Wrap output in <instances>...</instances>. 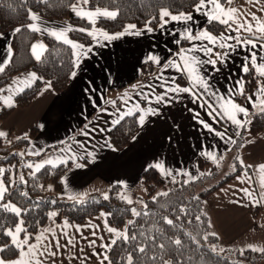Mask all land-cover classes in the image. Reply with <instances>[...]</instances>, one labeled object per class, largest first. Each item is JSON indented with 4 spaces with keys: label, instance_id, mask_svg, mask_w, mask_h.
I'll use <instances>...</instances> for the list:
<instances>
[{
    "label": "crops",
    "instance_id": "0c3cea01",
    "mask_svg": "<svg viewBox=\"0 0 264 264\" xmlns=\"http://www.w3.org/2000/svg\"><path fill=\"white\" fill-rule=\"evenodd\" d=\"M220 3L225 9L232 7L239 10L236 14L238 23L247 21L255 29L257 21L252 19L250 13L264 22V11H261L264 0L260 3H256V0L251 3L249 0H233L231 5ZM210 7L196 11L195 6L192 11L183 12L192 15L190 21H169L163 28L159 24L150 26L152 31L136 27L132 31H140V35L129 32L114 40H105L100 36L102 29H91L90 32L96 33V38L91 36L89 42L73 37L72 30L67 31L65 35L68 40L84 45L83 49H75L68 44L75 57V76H71L68 87L58 91L46 83L29 105L18 106L6 118H0V131L10 133L13 138L29 137V142L23 147L29 158L40 160L46 156L43 165H68L60 181L61 195L70 201H84L83 196L88 194L104 197L105 192L109 195L114 185L130 191L139 189L145 193L142 178L145 171L152 167L164 181L179 177L194 180L208 172L213 165L223 166L222 170L229 171L227 175L242 168L206 197L203 210L221 242L242 249L234 246L246 237L247 242H243L248 243V246L245 249H260L264 246V235L260 236L264 230V201L259 204L254 201L261 200V193L264 192L261 186L264 172L257 167L264 164V129L252 135L248 131V124L238 128L228 119L220 106L224 102L217 97L231 99L245 107L249 116L237 114L241 120H249L253 114L261 112L264 94L258 89L264 87V76L258 75L250 58L255 53L257 64L264 63V49L259 46L264 44V40L259 41L256 48L226 40L224 43L231 47L220 48L207 40L189 41L182 38L185 29H190L193 35L207 30L216 37L251 38V34L243 29L240 32L232 30L237 24L231 21V27L225 31H210L206 15ZM34 14L39 16V20H31L29 25L35 23L41 31H36L38 36L32 45L39 40L46 49L45 36L57 39L50 34L52 30L58 31L69 26L78 29L69 19H49ZM75 14L71 11V16L80 17ZM14 33V30L0 32V63L6 61L9 45L13 55ZM194 46L198 50L190 55L200 60L210 58L202 46L225 53L224 59L215 66H200V73L208 81L210 91L205 92L198 85L193 88L197 94L195 96L192 93L170 91L177 85L181 88L193 87L189 75L178 71L176 65L184 63L182 57L185 53L182 50ZM89 48L91 51H88ZM38 51L41 50L38 48ZM77 52L80 53L78 60L75 55ZM150 56L157 57L159 62L150 60ZM211 58L215 59V56ZM245 65L256 76V84L251 91H246ZM32 72L28 70L17 74L2 87L4 91L0 92V110L8 106L5 101H9V98L13 105L16 96L36 81L25 79ZM241 81L243 95L238 91ZM157 96H162L163 100L157 101ZM249 97L252 98L251 102ZM225 107L231 111L230 106ZM134 114L138 115V130L128 145L116 147L110 138L111 130L118 124L115 121L120 122ZM141 116L144 117L143 124L140 123ZM204 123L209 124L212 131L205 128ZM217 132L224 133L223 138L216 135ZM242 134L244 140L236 147V141ZM229 138L235 143L229 142ZM54 144L59 146L52 148ZM49 147L52 150L46 155L44 151ZM207 153L215 156L218 163H214ZM49 160L52 163H46ZM156 164H161L163 169L154 167ZM0 168L4 169L2 165ZM167 172L171 175L165 174ZM245 188L253 193V197L242 191ZM109 227L117 232H125L124 229L111 226L102 215L82 223H55L43 234L41 251L47 246L48 252L40 259L44 264H101V261L107 264L103 258L108 248L104 245L116 239V233L109 232ZM25 235L22 232L20 239L23 240ZM36 243V239L29 242ZM51 252L57 254L52 256ZM18 258L19 254L5 260L14 261Z\"/></svg>",
    "mask_w": 264,
    "mask_h": 264
},
{
    "label": "trees",
    "instance_id": "16d2710c",
    "mask_svg": "<svg viewBox=\"0 0 264 264\" xmlns=\"http://www.w3.org/2000/svg\"><path fill=\"white\" fill-rule=\"evenodd\" d=\"M198 2L199 0H89L86 7L118 10L119 14L115 19L101 18L97 22L103 31L118 32L124 30L128 24L145 27L146 21L152 20L153 17L156 19L152 20L150 26H157L159 11L162 8H167L172 13L190 12ZM73 4H77V0H0V32L21 29L13 35V55L11 62L0 73V89L15 75L28 70H33L38 77L31 86L16 96L11 107H4L0 111V118H6L18 106L29 105L46 83L50 82L58 91L68 87L75 66L73 49L62 41L45 36L46 49L41 60L37 61L32 54L31 45L38 33L30 30L28 25L31 22L30 13H38L49 19H69L73 24L80 25L86 30L92 28L93 23L86 18L71 16ZM228 27L229 25L217 21L207 25L213 33H220ZM71 34L84 42L91 41V36L79 31V28L73 29ZM245 77L246 91H251L256 84V76L250 70ZM137 116L134 114L125 117L111 130L110 138L116 147L122 148L129 144L139 127ZM250 120L251 123L248 124L250 134H257L264 129V111L253 114ZM19 138H13L10 133L0 137V165L5 166L3 180L9 188L4 200L15 202L21 209H27L19 218L13 213L0 210V246L8 245L1 253L4 259L14 258L19 254L10 237L4 235L3 231L5 228H14L20 218L23 219L24 228L27 230V233L23 234H28L31 237L29 242H32L55 223L61 221L82 223L104 213V218L111 226L124 229L129 237L135 236V239L128 241L117 239L116 244L108 248L107 256L112 264H127L126 258L129 253L132 254L133 264H161V257L171 264H260L263 260V252L253 249L231 251L232 249H228L229 246L221 242L218 235H210L214 231L203 210L206 197L242 168L225 176L212 187L196 193L191 190V186L197 183L196 180L187 181L184 177H179L165 183L152 167L145 171L142 178L146 190L145 197L136 192L132 193V196H138L140 204L129 203L120 185L112 186L108 199L95 195L77 202L64 199L60 195L62 189L60 178L68 165L46 164L34 173L32 172L34 169L30 167L31 171L29 170L26 181L12 184V162L20 159L19 149L30 140L29 137ZM243 140L242 134L235 146L239 147ZM9 149L15 151L8 153ZM23 159L26 162L24 157ZM200 164L203 165V162ZM160 188L164 190L159 192ZM159 193L167 195H158ZM133 209L140 215H134ZM52 212L56 213L54 217L50 216ZM164 217L173 220V225L166 224ZM128 221L133 223L129 224ZM177 238L182 241L181 246H176L172 242ZM160 244L165 245L163 250L158 247ZM213 246L216 247V251H212ZM139 247H144L145 252H139ZM152 257L156 259L153 260Z\"/></svg>",
    "mask_w": 264,
    "mask_h": 264
},
{
    "label": "snow or ice",
    "instance_id": "6c2138e0",
    "mask_svg": "<svg viewBox=\"0 0 264 264\" xmlns=\"http://www.w3.org/2000/svg\"><path fill=\"white\" fill-rule=\"evenodd\" d=\"M232 2H233V0H225V3H227L229 5H231ZM249 2L251 3L252 0H249ZM260 2H261V0H256V3H260ZM80 3L87 5L89 3V0H77V4L71 5L73 11L78 16H86V17L91 18L93 23L95 22L96 17H107V18L115 19L119 14L118 10L110 11L108 9L102 10L100 8H96L95 10L85 11L83 8L79 7ZM209 5L211 7H210L209 11L206 13V15L208 16V20L210 23L212 21H217L221 24L229 25V27H231L230 23H229L231 21L232 23L237 24V27L235 29H232V30H234L236 32H240L243 29L244 31L251 34V38L241 39L240 36H235V37L227 36V37H225L223 35H221L220 37H216V36L211 35L207 30H202L199 33H197L196 35H193L190 29H185L184 33L182 34V38L187 39L189 41L207 40L210 44L218 45L220 48L231 47V45H227L226 43H224V41H226V40H235L237 44L251 45L252 48H256L258 46V42L261 40H264V22H261L260 18H257L255 16V14L250 13V15L252 16V19L257 21V25L254 29L253 25L251 23H248L247 21H245L244 23H238L239 17L236 14L238 13L239 10L236 8H232V7H229L227 9L223 8L221 3H220V0H199L198 4L196 5L195 10L201 11L202 9L208 7ZM261 11H264V8H261ZM29 18L33 21L39 20V16H37L34 13H30ZM155 19H156V17L152 18V20H155ZM152 20H148L145 23V28L148 31H152V28L150 27ZM190 20H192V15L190 13L181 12L179 14H173L167 8H162L159 11V26L161 28H163L169 21H185V22H187ZM136 27L137 26L135 24H128L125 26L123 32L115 33V34H109L107 32L100 31L99 35L102 36L105 40H114V39H117L120 36H123L129 32H132V34H135V35H140L141 34L140 31H135V32L132 31V30H135ZM28 28L32 31H41L40 27H38L35 23L28 25ZM71 30H73V29L69 26V27L61 28L58 31L52 30L50 32V34L55 36L58 40L62 39L63 43L70 44L75 49H83L84 45L75 44L66 38V35H65L66 32L71 31ZM20 31H21L20 28L14 29V32H20ZM44 31H48V30L44 29ZM79 31L83 32V31H88V30L79 29ZM88 35L93 36L94 39L96 38V33H94V32H88ZM259 46L262 49H264V44H260ZM38 48L41 50L40 52L37 51ZM44 50H45V45H43L42 43L33 44L32 49H31L32 54L37 61L41 60L42 53ZM197 50L198 49H196L195 46L193 48H190L187 50H182V52L185 53V55L182 57L184 63H183V65H180V64L176 65V68L178 71L186 72L189 75V79L192 81L193 87L192 88H189V87L181 88L179 85H177L175 88L170 89V91L192 93L195 96L197 94L193 91V88H195L197 85L199 87L203 88L205 92L210 91V85H209L208 81L200 73V66L203 64H211V65L215 66L218 61H222L224 59L225 53L214 52L211 47L202 46V50L210 58L208 60H200L196 56L190 55V53H193ZM7 51H8V57H7L6 61L3 63H0V73H2L5 70L7 63L11 62L12 50H11L10 45L8 46ZM88 51H91V49L89 48ZM75 55H76L77 60H78L80 53L77 52V53H75ZM212 56H215V59H212L211 58ZM149 59L156 61L157 63L159 62L158 58L155 56H150ZM250 62L252 64V67L256 69L258 75L264 76V63L257 64V57H256L255 53L252 54V56L250 58ZM243 71L245 73H247L249 71V67L247 65H245L243 67ZM72 75L75 76V72H73ZM37 78L38 77L36 76V73L32 72V73H29L25 79L27 81H31V80H35ZM19 82L20 81L18 80L17 83H19ZM48 87H51L50 82L48 83ZM9 90H11V86H10ZM2 91H4V89H0V92H2ZM238 91H239L240 95H243V82L242 81L239 82V90ZM258 91L261 94H264V87H261L260 89H258ZM212 95L215 96L216 94L212 93ZM197 98H199V97H197ZM156 99H157V101H161V100H163V97L157 96ZM217 99L224 102L220 105L221 108L224 109V112L227 115L228 119H230L233 124L237 125L238 128L239 127H245L247 124L251 123L250 119L249 120H241L237 116V114H243L245 117L249 116L248 110L245 107L234 103L231 99L226 100L224 97H217ZM248 99L251 102L252 98L249 97ZM5 103H7L9 107L12 106V104L10 103V98H9V101H5ZM205 103H207V101H205ZM225 105L230 106L231 111H228V109L225 107ZM261 105L262 106L260 107V110L264 111V101H261ZM253 106H256L255 103H253ZM143 122H144V117L141 116L140 117V123L143 124ZM115 123H119V120L115 121ZM203 126L205 128H208L210 131H212V128L210 127L209 124L204 123ZM86 127H87V125H85V128ZM6 135L7 134L5 132L0 131V137H5ZM85 135H87V133H85ZM216 135L221 136L223 138L224 133L217 132ZM237 135H239V133H237ZM24 138H26V136ZM18 139H20V138L18 137ZM229 142L235 143V141L231 140V138H229ZM207 155L212 157L214 163H218L215 156H213L211 153H207ZM221 159H222V157H221ZM240 162H241V164H243L242 160ZM46 163H52V161L49 160V161H46ZM28 167H33V165L29 164ZM41 167H43V164L35 165V168L37 171H39ZM154 167L163 169V166L161 164H156V165H154ZM248 167H252V166L249 165ZM257 167L259 168V170L261 172H264V164H260ZM4 171H5L4 169L0 168V175H2L4 173ZM165 174L171 175L170 172H167ZM201 175H203V173ZM20 179H21V181H23L22 176ZM238 179H239V177H238ZM261 186L264 187V182H262ZM8 191H9L8 186H6L3 182V180L0 179V210H2L4 212L13 213L16 217L19 218V217H21L22 212H26L27 209H21L20 207H17L15 204H12L10 201H5L4 197ZM242 191H244L246 193V195H248L249 197H253V193L251 191H249L248 189L245 188V189H242ZM24 195H27V193H24ZM158 195H167V193H159ZM72 198L76 199V197H72ZM104 198L108 199V196L105 194ZM153 199H155V197H153ZM195 199H199V197H195ZM261 201H264V192L261 193V200H256L254 202L259 204ZM129 203H131L130 200H129ZM132 211H133L134 215H140V213L136 212L135 209H133ZM55 215H56L55 212L50 213V216L54 217ZM101 215L103 216L105 214L102 213ZM197 219H199V217H197ZM163 220L168 225H173V223H174L173 220H171L167 217H164ZM128 223L132 224L133 221H129ZM23 225H24V221H23V219H20L15 224L14 228H5L4 229L3 234L10 237L12 245L15 246L19 250V258L14 260V261H7L2 256H0V264H44V262L40 259V257H43L45 255V253L48 252V247L45 246L44 250L41 251V243L44 239L43 234L36 237V240L38 243L29 244V240L31 239V237L28 234L25 235L23 240L20 239V233H22V232L27 233V230L23 227ZM77 230H79V229H77ZM108 231L112 232V233H116V239L111 240V244L104 245L105 248H110L111 245L116 244L117 239L122 238L125 241H128L129 239H135V236L129 237L127 235L126 231L125 232H117L116 229H113L110 227L108 228ZM210 235L216 236L217 234L213 232V233H210ZM204 239L205 240L207 239V235L204 236ZM172 242L176 246L182 245V241L179 238L173 240ZM69 243H71V241H69ZM92 243L94 244L95 242L93 241ZM25 246H27V251H25ZM7 247H8L7 244L0 246V253H3L7 249ZM58 247H59V242L57 241V248ZM158 247L163 250L165 248V245L160 244ZM249 247H252V246L249 245ZM253 250L264 252V249L253 248ZM138 251L143 253V252H145V248L139 247ZM212 251H216L215 246L212 247ZM221 251H223V249H221ZM50 254L52 256H55L57 253L51 252ZM103 259L108 260V256L105 255ZM152 259L155 260L156 257H152ZM160 259H161V264H171L170 261L163 259V257H161ZM126 260H127V264H133V257H132L131 253L128 254ZM101 264H103V261H101ZM108 264H112V262L110 260H108Z\"/></svg>",
    "mask_w": 264,
    "mask_h": 264
},
{
    "label": "rangeland",
    "instance_id": "374dc122",
    "mask_svg": "<svg viewBox=\"0 0 264 264\" xmlns=\"http://www.w3.org/2000/svg\"><path fill=\"white\" fill-rule=\"evenodd\" d=\"M79 7L80 8H83L85 11H89V10H91L90 8H88V7H86V5H84V4H82V3H80L79 4ZM72 13L74 14L75 12L73 11V9H72ZM76 15V14H75ZM80 17H86V16H80ZM87 19H88V21H91L92 22V19L91 18H89V17H86ZM101 17H96L95 18V22L93 23V26H92V28H88L87 30L88 31H84L85 33H87L88 34V32H90L91 31V29H100L99 27H98V25H97V22H98V20L100 19ZM104 18V17H103ZM74 26L75 27H78L79 29H84L83 27H81L80 25H77V24H74ZM41 37V36H40ZM41 39H42V37H41ZM37 44L38 43H40L39 42V40H37V42H36ZM37 51H38V49H37ZM38 52H40V51H38ZM148 69H149V67H148ZM6 107H8V106H6ZM3 109V108H2ZM1 109V110H2ZM0 110V111H1ZM8 134V133H7ZM58 147L59 145H56V144H54V145H52V148H54V147ZM10 147H12V146H10ZM50 150H52V149H50V147L48 148V149H46L44 152H46V155H47V153L50 151ZM15 150L14 149H9L8 150V153H11V152H14ZM18 153H20V159H18V161H16V162H12V171H11V181H12V184L14 185V184H17V183H19V182H21V176L23 177V181H26V177H27V175L29 174V170L31 171V168L30 167H28L27 165H29V164H31V165H33V169L34 170H32V172L34 173V171L36 170V168H35V165H37V164H43L45 161V159H46V156L44 157V158H41L40 160H36V159H33V158H29V156H28V153L25 151V148H20L19 149V152ZM23 157L26 159V162H25V160L23 159ZM21 162V163H20ZM3 166V165H2ZM27 166V167H26ZM44 166V165H43ZM4 168H5V166H3ZM222 167L223 166H217V165H213V167L211 168V169H209V171L208 172H206V173H203V175H201V177H198L197 179H194V180H196L197 181V183H195V186H191V190H194L196 193H199V192H201V191H203V190H205V189H207V188H209V187H212L213 185H215V184H217L218 182H220L227 174H228V172L229 171H227L226 169H223L222 170ZM236 169H237V165H235L234 166ZM27 168V169H26ZM14 174V175H13ZM0 179H2L3 180V177H0ZM187 180V179H186ZM187 181H193V180H187ZM3 182H4V180H3ZM167 182H169V181H165V183H167ZM172 183H174V181L172 182ZM4 184H5V182H4ZM122 189V188H121ZM164 189L163 188H160L159 189V192H161V191H163ZM122 192H123V195L126 197V198H128V201L130 200L131 201V203H133V204H140L141 203V201L137 198L138 196H132V192H136V193H138V195H140V196H144L145 195V193L143 192V191H140L139 189H137V190H132V191H130V190H125V189H122ZM110 193V192H109ZM108 193V194H109ZM105 194H106V192H105ZM60 195H61V192H60ZM91 196H94V195H90V194H88V195H84L83 196V199L82 200H85V199H87V198H90ZM102 196V195H101ZM108 196V195H107ZM61 197L62 198H64L62 195H61ZM103 197V196H102ZM109 197V196H108ZM145 197V196H144ZM65 199V198H64ZM12 204H15L17 207H19L15 202H12V201H10ZM78 202V201H77ZM21 219V218H20ZM19 219V220H20ZM129 222V221H128ZM23 227H24V225H23ZM263 232L261 233V235L260 236H263L264 235V230H262ZM20 235H21V233H20ZM245 239H246V237L245 238H243V240H242V242H238V243H236V246H234V247H238V246H240L242 249H240V250H244L245 248H247L246 246H248V243H245V242H247V241H245ZM243 241H245V242H243ZM223 243V242H222ZM223 244H225V243H223ZM226 245V244H225ZM240 247H238V248H240ZM227 249V248H226ZM229 250H231V251H236V250H238L237 248H233V247H229L228 248ZM260 249H264V246H262ZM259 252H262V251H259ZM264 253V252H263ZM261 264H264V257H263V260L261 261Z\"/></svg>",
    "mask_w": 264,
    "mask_h": 264
}]
</instances>
